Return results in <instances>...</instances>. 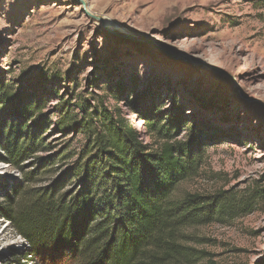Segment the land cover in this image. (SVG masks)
<instances>
[{
  "label": "rangeland",
  "instance_id": "rangeland-1",
  "mask_svg": "<svg viewBox=\"0 0 264 264\" xmlns=\"http://www.w3.org/2000/svg\"><path fill=\"white\" fill-rule=\"evenodd\" d=\"M2 87L44 103L36 116L46 126L22 162H7L0 141V207L9 195L18 200L61 180L75 158H48L84 145L83 133L56 129L60 105L120 107L150 143L153 116L139 110L177 104L188 122L174 135L186 139L196 128L203 151L199 172L177 195L255 199L249 213L187 229L184 244L204 253L187 264H264V0H0ZM0 110V120L18 121L9 106ZM2 121L0 138L8 132ZM68 179L61 193L77 184ZM27 249L0 218V264H26L19 257ZM61 256L46 264H73Z\"/></svg>",
  "mask_w": 264,
  "mask_h": 264
},
{
  "label": "trees",
  "instance_id": "trees-1",
  "mask_svg": "<svg viewBox=\"0 0 264 264\" xmlns=\"http://www.w3.org/2000/svg\"><path fill=\"white\" fill-rule=\"evenodd\" d=\"M24 101L22 93L0 89V107L9 106L18 118L10 124L0 120L8 127L0 141L9 163L37 152L46 126V119L36 116L44 103ZM85 102L78 105L80 112L60 105L55 121L61 132L83 133L84 145L48 158L52 164L75 158L61 180L77 184L67 193L60 192L61 180L30 188L18 200L9 195L0 207V218L28 244L19 257L26 264H37V258L55 262L61 255L73 264L193 263L204 253L184 244L187 229L231 218L236 209L253 210L255 199L234 204L226 192L177 195V186L199 172L203 156L196 128L186 139L174 135L175 127L188 122L183 106L139 110L154 120L146 143L120 107Z\"/></svg>",
  "mask_w": 264,
  "mask_h": 264
},
{
  "label": "bare ground",
  "instance_id": "bare-ground-1",
  "mask_svg": "<svg viewBox=\"0 0 264 264\" xmlns=\"http://www.w3.org/2000/svg\"><path fill=\"white\" fill-rule=\"evenodd\" d=\"M107 22H109V20L107 19Z\"/></svg>",
  "mask_w": 264,
  "mask_h": 264
}]
</instances>
